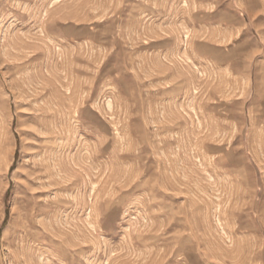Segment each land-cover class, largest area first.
<instances>
[{
	"label": "rangeland",
	"instance_id": "obj_1",
	"mask_svg": "<svg viewBox=\"0 0 264 264\" xmlns=\"http://www.w3.org/2000/svg\"><path fill=\"white\" fill-rule=\"evenodd\" d=\"M0 264H264V0H0Z\"/></svg>",
	"mask_w": 264,
	"mask_h": 264
},
{
	"label": "bare ground",
	"instance_id": "obj_2",
	"mask_svg": "<svg viewBox=\"0 0 264 264\" xmlns=\"http://www.w3.org/2000/svg\"><path fill=\"white\" fill-rule=\"evenodd\" d=\"M41 162V161H40ZM38 164V163H37ZM42 164V163H41ZM44 164V163H43ZM36 167V166H35ZM48 170L47 168L45 169V167L43 165H39L38 168H35L34 170V178L33 175H31V177L33 178L30 182L31 184L35 185V186H39L40 188H44L46 186L45 183V178H46V171ZM28 182V181H27ZM29 182V183H30ZM38 187V189H39ZM37 188V187H36ZM36 190V189H34ZM44 193V191H42ZM42 192H37L36 195L41 194ZM40 196V195H39Z\"/></svg>",
	"mask_w": 264,
	"mask_h": 264
}]
</instances>
